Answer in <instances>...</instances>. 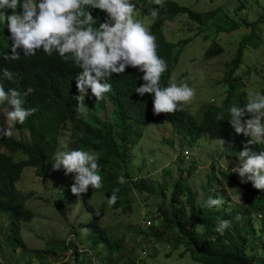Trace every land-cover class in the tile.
I'll use <instances>...</instances> for the list:
<instances>
[{
  "label": "trees",
  "instance_id": "1",
  "mask_svg": "<svg viewBox=\"0 0 264 264\" xmlns=\"http://www.w3.org/2000/svg\"><path fill=\"white\" fill-rule=\"evenodd\" d=\"M236 1L239 5L234 8L232 15L223 13L219 6L199 11L175 0H163V7L155 4L151 6L152 10L158 9L159 15L152 18L150 29L157 38L159 56L168 63V73L174 70L179 54L190 41V38H185L174 43L172 36L168 39L162 32V24L176 20L179 15H186L188 24L191 20L198 25L196 35L205 30L214 33L213 40L204 52L205 57L220 55L225 51L224 46L219 43V35L234 39L229 42V46L234 42L237 45L233 58L225 63L226 71L221 83L226 97L219 106L208 108L199 122L193 119L194 122L185 111L153 116L155 121L167 118L182 141L187 140L186 147L193 145L201 136L200 133L190 131V128L207 129L215 124V119L219 121L218 117L221 114L224 116L231 106L243 107L247 102L250 90L247 92L246 80L234 72L246 60L249 49L264 48V11L249 19L250 13L244 11L249 0ZM219 15L225 19L222 20ZM188 27L189 25L186 29ZM208 36L204 35L205 38ZM63 68L68 67H62L54 54L49 57L39 52L29 58V78L20 91L21 98L25 101L23 107L36 108V112L22 125H15L18 136L0 137V144L5 149L3 153L0 152V252L8 250V255L17 261L19 257L26 255L30 262L33 255L38 264H53L58 261H64V264H93L94 258L105 262V257L109 258L106 264H119L121 260H124V264H148L135 254V250L137 247L145 251L143 242L149 248V238H155L167 243L170 249L168 256L179 248L180 256L188 254L191 262L197 264H264V191L254 189L251 182L241 184L237 173L224 169L218 161H214L199 192L189 180L191 174L198 169L193 157L187 162L179 158L176 169L162 167L160 178L153 173L155 169L150 168L152 162L149 158L139 156L144 148L136 150L141 147L137 145L139 134L135 131L134 138L131 129L127 128V124L143 121L144 109H135L128 114L112 110L108 115H101V107L97 102L90 101L91 111L83 118L78 117L73 76L71 78L70 71ZM262 80L263 83L258 87L260 94H264V74ZM17 83V80L14 81V84ZM8 86L16 87L12 84ZM29 87L34 91L24 97L23 93ZM148 121L149 119H145L141 124L133 126L138 129ZM246 139L248 138L243 134H233L231 129L228 140L226 137L227 145L215 147L217 159H238L242 142ZM228 142L232 143V147H228ZM254 147L256 150H264V144ZM60 148L66 151L81 149L98 156L103 187L99 190L89 188L81 197L70 195L72 200L80 202L89 216L88 220L80 222L71 231L82 243H87L93 251L92 256L85 251H78V246L66 239L52 238L39 248L26 249L21 237L22 223L33 217V212L25 206V202L41 197L32 191L24 192L17 188L16 181L24 167H31L43 182L54 174L68 182L70 189L74 182L73 175L65 176L62 169L55 174L52 169L53 156ZM14 152L23 154L25 158L15 160L12 156ZM121 176L125 177V183L118 182ZM68 177L69 181L65 179ZM231 188L240 189V192H235L239 194L238 202L230 201L228 192L232 191ZM116 189H119L118 199L110 208L130 212L135 200L130 197L131 192L140 194L148 204L146 206L151 204L148 200L156 206L148 213L149 220L154 224L145 226L138 223L130 226L132 235L124 234L116 238L110 234L108 228L101 224L98 210L90 199L99 192H103L107 199ZM64 194L67 193H62L61 198L52 205L66 218L70 207L65 203L68 194L66 197ZM210 196L222 198L224 204L219 208H208L206 201ZM237 216L240 217L239 220L236 219ZM220 220L231 221L230 227L223 234L216 232ZM256 220L259 221L258 224L255 223ZM82 228L90 231L83 233Z\"/></svg>",
  "mask_w": 264,
  "mask_h": 264
},
{
  "label": "clouds",
  "instance_id": "2",
  "mask_svg": "<svg viewBox=\"0 0 264 264\" xmlns=\"http://www.w3.org/2000/svg\"><path fill=\"white\" fill-rule=\"evenodd\" d=\"M148 1L0 0V122L6 117V127H0V137L18 136L15 125H22L36 112V108L23 107L25 101L21 98L20 91L29 78V58L39 52L49 57L54 54L62 67H68L63 70L70 71L71 78L73 76L77 112L82 113L87 103L91 108L90 101L97 102L101 107V115H108L112 110L128 114L143 108V121H149L138 129L133 125H139L143 121L127 124L134 138L135 131L139 134V143L149 139L144 137V128L151 125L167 128L168 133L162 136V142L166 141L169 147L175 145L173 139L179 145L183 143V146H175L178 151L171 147L176 161L168 156L169 158H165L168 164L165 167H172L174 163L178 165L179 158L187 162L191 148L201 140L205 143L212 139V146L222 148L221 146L227 145L231 129L233 134H243L248 139L242 142V149L237 156L239 163L232 172L238 174L241 184L251 182L254 189L264 191V150H256L254 147L264 144V94L250 91L243 107L231 106L224 116L221 114L218 117L219 121L215 119V124L207 129L190 128V131L200 133L201 136L189 147L185 146L187 140L183 142L180 134L172 129L167 118L154 120L153 116L185 111L192 120L199 122L208 108L221 104L226 94L219 102L213 97L209 107L207 105V109L201 110L202 116L199 119L194 118L187 107H183L194 99L196 91L186 81L174 82L176 78L172 74L173 70L167 72L168 63L159 56L157 38L150 29L152 18L158 17L159 12L155 8L152 10ZM153 2L163 7V0ZM162 76L168 79L165 80ZM16 80L18 83L14 84ZM10 84L17 88L8 86ZM33 91V88H27L23 93L24 97ZM3 111L6 112L4 116ZM15 132L17 135H14ZM228 144V147H232L231 142ZM4 151L0 144V152ZM16 153L18 152L12 153L13 158ZM161 154L165 156L163 151ZM53 159V173L57 174L62 169L65 176L73 175L74 182L69 193L66 191L69 183L61 177L51 175L60 179L64 188L57 190L67 193L68 198L72 194L81 197L89 188L99 190L103 187V177L99 174L98 156L95 153L71 149L57 151ZM34 175L36 176L35 173ZM118 182L125 183V177H119ZM44 185H48L47 180ZM118 191L116 189L107 197L108 206L117 202ZM62 193L52 203L58 201ZM223 204L222 198L211 196L206 201V206L210 209L219 208ZM236 219L239 220L240 217L237 216ZM230 224L229 220H220L216 232L223 234ZM81 231L87 233L90 230L82 228Z\"/></svg>",
  "mask_w": 264,
  "mask_h": 264
},
{
  "label": "rangeland",
  "instance_id": "3",
  "mask_svg": "<svg viewBox=\"0 0 264 264\" xmlns=\"http://www.w3.org/2000/svg\"><path fill=\"white\" fill-rule=\"evenodd\" d=\"M175 1L179 2L181 5H185L199 11H208L219 6L223 13L229 15H232L234 8L239 5L236 0ZM248 4L249 5L244 11L245 13H250L248 16L249 19H253L254 16L258 15V13L264 11V0H249ZM148 5L150 7L154 5L153 0H149ZM218 17L222 20L225 19L222 15H219ZM187 19L186 15H179L174 21H166L162 24V32L168 39H171L172 36L171 40H173L174 43L179 39L190 38V41L184 46L183 50L179 54L178 63L172 74L175 75L176 78V81L174 82L179 83L181 81H186L195 89L196 95L194 99L190 103L184 104L183 107H187L192 115L194 114L193 117L199 119L202 116L201 110L207 109V105L212 101L213 97L217 99V101H220L225 96L226 92L221 83L223 74L226 71L225 63L233 58L237 45L234 42V44L229 46V42H232L234 39H228L227 36L219 35V43L224 46L223 48H225V51L220 55L208 58L205 57L204 52L213 40L214 33L207 32V30H205L202 31L201 34L196 35L198 25L191 20L188 24ZM187 25H189L188 29H186ZM189 28H192V30H189ZM205 34H208L209 36L205 38ZM235 35L236 33L233 36ZM234 74L244 77L246 85L248 86L247 92L249 90H253L260 93L258 91V87L259 84L263 83L262 75L264 74V48L256 47L249 49L246 60L238 69L235 70ZM213 102L216 103V100ZM87 104H85L87 107L82 113L78 112V116L83 117L86 113L91 111V108H89ZM4 113L6 112L3 111V116ZM100 113L102 114L103 112L101 111ZM0 127H6L5 116L0 122ZM167 133V128H157L155 125H151L149 128L145 127L144 137L149 139L139 143L141 141L140 140L137 145L141 147L136 148V150L139 151L142 147L144 148L139 156L149 158L152 162L150 168H154L155 170L153 173L157 174L160 178H162V167L168 165L165 158L170 157V159L175 162L176 158L172 156L171 150L173 148L175 151H178L175 146L180 147L176 139H173L175 145L171 146L172 148L169 147L170 145L166 141L162 142V136ZM14 135H17V132H15ZM202 143L203 140H201L198 145L191 148V155H189L188 159H186L189 161L190 158L193 157L197 162L198 169L196 172L191 174L189 180L194 183L195 188L199 192L201 191V183L205 179V175L208 170H210L211 164L214 161H218L224 169L231 171L239 163L238 159H228L226 161L217 159V154L215 153L216 146H212V139H208L205 142L206 144ZM60 151L66 150H61L60 148ZM162 151L165 156H162ZM14 158L16 160L24 159V155L16 153ZM152 158H154V160H152ZM172 167L176 169L177 163H174ZM65 179L69 181V177ZM59 180L60 179H55L53 176H50L47 179L48 185H44V182H42L37 175H34L31 167H24L19 179L16 181L17 188L24 192L33 191L41 197L39 199H29L25 202V206L33 212L32 219L28 222H23L21 226V237L25 248H39L43 246L46 240L52 238L58 240L66 239L67 241H73L78 246V251H85L88 255L92 256L93 251L90 250L87 243H82L80 239L76 238L71 231V229L77 226L80 222L86 221L89 218L80 202L71 200L70 196L68 198L67 194L63 195L65 197L67 196L65 203L67 207H70L66 218L62 217L52 205V200L58 198V194L63 192L61 190H57L64 188ZM231 190L232 191L228 192L230 201L234 203L238 202L239 194L235 192H240V189L231 188ZM66 191L69 193L68 187ZM130 197L135 199L132 205V211L130 212H121L119 210L115 211L110 208V206L107 205V199L103 192L94 194L90 199L94 207L98 210L97 212L99 213L101 224L106 226L109 233L114 235L116 238L124 234L132 235L129 227L135 226L138 223L145 226H151L154 224L153 221L150 225L147 224L149 219L148 213L152 208L155 209L156 207L154 203H152L151 200H148L147 202L151 204L146 206L147 203L143 200L144 198L137 193L131 192ZM255 223L258 224L259 221L256 220ZM257 229H259L258 226ZM140 239L143 242L141 236ZM149 240V248L146 247L147 244L143 242L145 251L137 247L135 250V254L138 255V257L143 258V260L148 264H197L191 262L188 254L180 256L178 252L179 248L174 251L175 253L172 252L168 256L170 249L168 248L167 243L165 244L163 242H159L160 240H156L155 238H149ZM144 253H147V255L145 256ZM81 256L82 255L79 256V259H81ZM105 259V262L107 263L109 258L105 257ZM16 261V258H11L8 255V250L3 249L0 252V264H15ZM105 262H101L100 258H94L93 260V264H106ZM124 263V260H121L119 264ZM17 264L38 263L33 258V255L30 258V262L29 257L25 255L21 256V258L19 257ZM53 264H64V261H58Z\"/></svg>",
  "mask_w": 264,
  "mask_h": 264
},
{
  "label": "built area",
  "instance_id": "4",
  "mask_svg": "<svg viewBox=\"0 0 264 264\" xmlns=\"http://www.w3.org/2000/svg\"><path fill=\"white\" fill-rule=\"evenodd\" d=\"M147 224L150 225L151 224V220L148 219Z\"/></svg>",
  "mask_w": 264,
  "mask_h": 264
}]
</instances>
